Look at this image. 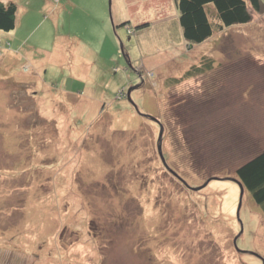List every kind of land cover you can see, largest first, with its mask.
I'll use <instances>...</instances> for the list:
<instances>
[{"label": "rangeland", "instance_id": "1", "mask_svg": "<svg viewBox=\"0 0 264 264\" xmlns=\"http://www.w3.org/2000/svg\"><path fill=\"white\" fill-rule=\"evenodd\" d=\"M0 1L17 6L0 30V264H264V212L231 180L264 149V0L191 47L172 18L139 27L149 5ZM201 52L213 66L185 77Z\"/></svg>", "mask_w": 264, "mask_h": 264}, {"label": "trees", "instance_id": "2", "mask_svg": "<svg viewBox=\"0 0 264 264\" xmlns=\"http://www.w3.org/2000/svg\"><path fill=\"white\" fill-rule=\"evenodd\" d=\"M174 1L177 17L173 20H176L179 24L177 28L179 38L186 43L187 47L202 43L214 33L223 31L232 25L250 22L252 20L250 7L256 12L261 11L263 7L260 0ZM16 12L17 6L13 1H0V30L10 31L15 28ZM148 24V22H143L138 26L142 28L151 27ZM121 25L126 26L127 32V28L131 27L126 21L121 22ZM163 30L165 33L164 28H162ZM140 37L138 36V38ZM212 62L214 63L212 58L202 54L185 69L184 76H192L205 67L210 68L213 66ZM235 176L241 182L243 188L250 192L253 201L260 205L264 212V149L239 164L235 169Z\"/></svg>", "mask_w": 264, "mask_h": 264}, {"label": "crops", "instance_id": "3", "mask_svg": "<svg viewBox=\"0 0 264 264\" xmlns=\"http://www.w3.org/2000/svg\"><path fill=\"white\" fill-rule=\"evenodd\" d=\"M169 1L172 2V4L174 5V10H175V14L174 15H168V13H166V11L169 8L166 10L165 9L166 5H164V3L156 2L154 5H150V4L146 3L144 0H137V1H135V0H115V1H113V3L115 5V11H118L117 12L118 14L121 13L122 11H127V10L132 11V9H134V8L139 9L140 7H141L142 10H145V9H147L150 6L151 9H152V12H153L152 18L148 19L145 16L143 19H147V20H144V21H142L140 23L148 22L149 23L148 26L156 25L157 27L162 26V28H164L166 26L165 22H167L168 20H172L173 18L177 17L175 1L174 0H169ZM140 23H137V24H140ZM240 26H246V24L245 25H242V24L232 25V26L224 29L223 31L214 33L209 38H212V40H214V37H216L219 40L222 35L226 34V32H228L229 30H231L233 28H238ZM138 36L139 37L141 36V30H140V33H138ZM201 55H202V52H201ZM194 61H196V60H193L192 62H190V64L193 63Z\"/></svg>", "mask_w": 264, "mask_h": 264}, {"label": "water", "instance_id": "4", "mask_svg": "<svg viewBox=\"0 0 264 264\" xmlns=\"http://www.w3.org/2000/svg\"><path fill=\"white\" fill-rule=\"evenodd\" d=\"M129 92H130V89H128V91H127V95H129ZM160 136H161V132H159L158 140H160ZM157 147H158V151H159V154H160V156H161L162 162H163L164 165L168 168V166L166 165L165 160H164V158H163V156H162V153H161L160 142L158 143ZM168 169H169V168H168ZM231 180L237 182V184H238V186H239V188H240V198H239V204H240V199H241V195H242V192H243V185L241 184V182H240L238 179H232V178H231ZM238 207H239V205H238ZM235 242H236V237L234 238V246H236Z\"/></svg>", "mask_w": 264, "mask_h": 264}]
</instances>
